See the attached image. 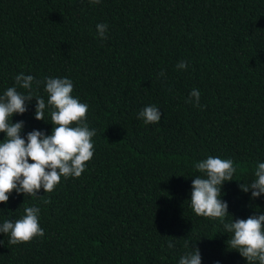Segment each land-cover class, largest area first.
<instances>
[{"label":"trees","instance_id":"trees-1","mask_svg":"<svg viewBox=\"0 0 264 264\" xmlns=\"http://www.w3.org/2000/svg\"><path fill=\"white\" fill-rule=\"evenodd\" d=\"M20 73L41 82L32 91L45 103L46 77L71 79L96 134L80 177L0 202V224L37 206L44 230L15 245L0 233V264H178L192 250L185 241L198 238L202 264H246L226 247L232 234L197 216L189 198L192 178L203 175L195 163L231 159L228 211L234 219L264 212V194L251 199L239 187L264 162V0H0V95ZM193 89L203 107L189 102ZM148 105L159 123L138 118ZM34 110L33 98L13 114L24 121L21 136L50 134L52 109L45 121Z\"/></svg>","mask_w":264,"mask_h":264},{"label":"clouds","instance_id":"clouds-1","mask_svg":"<svg viewBox=\"0 0 264 264\" xmlns=\"http://www.w3.org/2000/svg\"><path fill=\"white\" fill-rule=\"evenodd\" d=\"M89 2L95 5L100 0ZM107 29L105 23L96 25L97 36L101 40L107 39ZM187 66V62L181 61L176 67L183 70ZM34 83L39 86L41 82L36 81L32 75L20 73L15 77V86L7 88L0 95V132L5 134L0 140V202L5 204L13 191L36 197L41 188L44 192H52L60 183L61 176L65 179L69 176L80 177L86 162L93 156L92 137L96 130L89 129L86 122L88 105L72 96V80L66 77H46L43 83L48 93L47 103L42 97L33 94ZM18 88L25 91L21 92ZM33 98L36 120L45 121V110L52 109L51 132L45 134L42 130L33 129L21 136L24 121L13 122L11 118L13 114H24ZM199 101L200 91L193 89L189 102L203 107ZM138 118H142L145 124H156L161 120V112L155 105H148L138 113ZM194 167L203 174L191 180L189 200L194 213L219 221L224 231L218 233L232 234L230 239L227 238L226 247L238 251L245 258L246 264H264V212L257 211L258 214L254 213L247 218L234 219L228 211V203L221 199L224 183L235 180L233 176L237 169L233 161L208 156L195 163ZM254 177L248 184L239 183L242 192L248 193L251 190V199L264 194V162L257 163ZM24 213L16 221L5 220L0 224V233L9 236V244L30 242L34 237L44 235L39 225L40 208L25 207ZM229 216L231 220L226 221ZM199 239L185 241V248L190 247L192 250L181 255L178 264H202L196 243ZM167 246L173 248L174 241L169 240Z\"/></svg>","mask_w":264,"mask_h":264}]
</instances>
